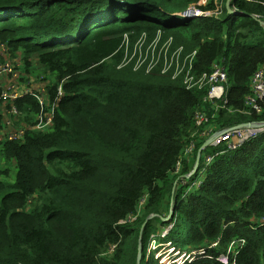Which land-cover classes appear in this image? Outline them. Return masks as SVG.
<instances>
[{
  "label": "trees",
  "instance_id": "1",
  "mask_svg": "<svg viewBox=\"0 0 264 264\" xmlns=\"http://www.w3.org/2000/svg\"><path fill=\"white\" fill-rule=\"evenodd\" d=\"M200 1L0 0V45L22 55L27 73L35 63L52 77L55 103L49 131L0 139V264H159L148 252L157 224L170 226L162 244L195 252L182 264H264V132L234 150L207 147L186 178L201 141L175 173L196 113H214L206 91L159 66L124 64V35L131 56L140 37L149 43L160 31L184 55L195 52L193 75L210 74L214 61L227 67V104L211 126L264 123V104L260 115L245 108L250 79L264 69V0H232L242 16L225 7L219 17L177 16L215 9ZM13 106L39 112L29 98ZM8 110L0 101V132ZM202 156L214 158L205 167ZM236 240L243 245L227 254Z\"/></svg>",
  "mask_w": 264,
  "mask_h": 264
},
{
  "label": "built area",
  "instance_id": "2",
  "mask_svg": "<svg viewBox=\"0 0 264 264\" xmlns=\"http://www.w3.org/2000/svg\"><path fill=\"white\" fill-rule=\"evenodd\" d=\"M214 5L215 9L212 11H202L198 8L191 7V10H184L178 14L180 16H177L181 20L209 18L212 16L219 17L222 14L223 7L226 8V2H224V0H215ZM198 6L205 7L206 0H201ZM230 9L232 12L240 13L231 6ZM186 12H189V14L192 15H185ZM240 14L241 16L243 15V13ZM253 17L255 19H259L258 16ZM261 25L264 27V23H261ZM161 35L162 33L158 31L155 38L149 43L146 42L145 35L140 37L139 40L133 45V51L131 56L127 55L128 38L126 35H124V48L126 53L125 56L128 58L124 64H128V62H130L131 60H135L134 70L144 68L145 71L148 73L152 71L155 67L159 66L161 73H171L172 79L182 76L183 85L187 90L206 91V96L203 99V104H210L212 109L214 110V113L210 116L206 113L204 108H201L200 112L196 113L194 117L196 132L191 136L192 140L189 145L183 150L182 157L177 163L175 173H178L182 160L189 161V158L194 155L197 145L201 141L206 142L207 140H209L210 142L207 147H215L223 142L226 144L228 150H234L243 145L245 142H248L249 140L255 138L258 134L264 132V125L257 123L250 124V126L248 127L235 126L224 128L222 130H218L217 133L206 139L209 136V134L204 131L206 126L210 123L211 120L215 119L219 110L225 109L227 104V67L223 65V62L221 60L214 61L212 63L210 74H202L200 76H195L192 73V63L195 56V52L188 55H184L182 47H172V37H169L168 39L163 41ZM12 73H14V66L12 63L4 62L0 64V77H5ZM39 94L40 97L35 96V101L37 102V105L39 107V113L36 119V123L32 128V131L44 133L49 131L53 125L55 103L50 106L47 97H44L42 92H39ZM61 94V87H58L57 97L61 96ZM25 97H27V94L24 92H19L13 83L4 84L1 87L0 101L7 102V104L9 105V110L7 111V113L11 117L18 116V111L15 106H13V103ZM263 104L264 69L261 68L255 71V73L250 79V95L246 98L245 108L249 110L252 114L260 115L262 112ZM7 125H9V122H7ZM25 131L26 129L24 128H20L15 131H9L5 133V135L0 139L4 138L8 142L21 141L24 138ZM198 132H202L200 136H196ZM206 148L203 149V147H200V149H202V152ZM213 158L214 157L212 156H202L203 165L205 167L208 166L213 161ZM192 173L193 171L187 176H190ZM242 245L243 241L241 240L233 241L227 249V254L232 253L234 255L235 250L233 246L241 247ZM215 246L216 244L212 245V247ZM194 254L195 252L189 255H186L184 253V255L179 261L180 264L185 261L191 262L193 260L192 256ZM198 254L205 255V252L202 250L199 251ZM224 264L228 263L224 262Z\"/></svg>",
  "mask_w": 264,
  "mask_h": 264
},
{
  "label": "rangeland",
  "instance_id": "3",
  "mask_svg": "<svg viewBox=\"0 0 264 264\" xmlns=\"http://www.w3.org/2000/svg\"><path fill=\"white\" fill-rule=\"evenodd\" d=\"M207 2L208 0H206V4ZM4 62H10L13 64L14 73L9 74L5 77H0V89L4 84L13 83L19 92H24L27 94V97L25 98L33 99L35 101L36 99L35 96L40 97L39 92H42L44 97H47L48 99L47 89L51 85V78H52L51 76L36 72L35 63L31 65L29 69L30 73H27L22 55L18 52L12 55L9 49L4 47L3 45H0V64ZM1 102L3 103V105L7 104V102L5 101H1ZM5 113L7 116L2 125V130L0 132V138H2L5 135V133L9 131H15L20 128H24L26 129V131L28 130L32 131V128L34 124L36 123V119L38 116V114H29L24 110L22 111L20 110V113L18 112V116L16 117H10L7 111H5ZM7 122H9V125H7ZM204 131L209 134V136L206 139H208L210 136H213L215 133L218 132V130L214 126H211L210 124L206 126ZM201 133L202 132H198L196 136L197 135L200 136ZM194 158H195V152H194V155L189 158L188 163H191ZM195 162L193 163L195 164ZM201 176L202 175H200V177ZM141 205L137 208V212L139 215H141ZM157 228H158V231L153 237H160L161 239L166 235L167 231L170 229V226H165L162 228L160 225L157 224ZM160 239L158 238V240L150 242L148 246V252L150 251L151 253H153L155 259L158 258L159 264H162V263L180 264L179 261L181 257L184 255V251H181V253H179L178 248H176V250L174 251L171 243L162 244ZM157 248L158 250H156ZM191 253H194V252H191ZM191 253H188L187 255Z\"/></svg>",
  "mask_w": 264,
  "mask_h": 264
},
{
  "label": "water",
  "instance_id": "4",
  "mask_svg": "<svg viewBox=\"0 0 264 264\" xmlns=\"http://www.w3.org/2000/svg\"><path fill=\"white\" fill-rule=\"evenodd\" d=\"M232 0H227L226 1V9L228 11V14L229 15H233V16H241L240 13H236V12H232L231 9H230V3H231ZM180 16V15H178ZM262 125H264V123H260ZM242 126H250V124H245V125H239L238 127H242ZM209 140H207L204 144H203V149L206 148L209 144ZM201 154H202V149H199L198 153H197V157H196V162H195V166L193 168V173L197 170L198 166H199V162H200V157H201ZM141 250V248H139V251Z\"/></svg>",
  "mask_w": 264,
  "mask_h": 264
},
{
  "label": "clouds",
  "instance_id": "5",
  "mask_svg": "<svg viewBox=\"0 0 264 264\" xmlns=\"http://www.w3.org/2000/svg\"><path fill=\"white\" fill-rule=\"evenodd\" d=\"M184 20H186V19H184ZM174 249V248H173Z\"/></svg>",
  "mask_w": 264,
  "mask_h": 264
},
{
  "label": "bare ground",
  "instance_id": "6",
  "mask_svg": "<svg viewBox=\"0 0 264 264\" xmlns=\"http://www.w3.org/2000/svg\"><path fill=\"white\" fill-rule=\"evenodd\" d=\"M186 15V14H185ZM192 15V14H191Z\"/></svg>",
  "mask_w": 264,
  "mask_h": 264
}]
</instances>
